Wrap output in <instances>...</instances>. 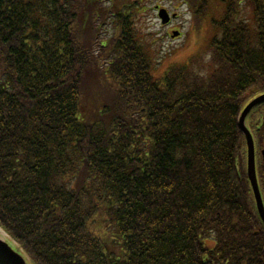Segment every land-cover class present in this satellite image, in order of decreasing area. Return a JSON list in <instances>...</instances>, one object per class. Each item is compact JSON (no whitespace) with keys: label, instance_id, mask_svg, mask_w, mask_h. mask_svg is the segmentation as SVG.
I'll list each match as a JSON object with an SVG mask.
<instances>
[{"label":"trees","instance_id":"16d2710c","mask_svg":"<svg viewBox=\"0 0 264 264\" xmlns=\"http://www.w3.org/2000/svg\"><path fill=\"white\" fill-rule=\"evenodd\" d=\"M140 1L0 0V228L30 264H264V0H182L221 13L161 76Z\"/></svg>","mask_w":264,"mask_h":264},{"label":"rangeland","instance_id":"374dc122","mask_svg":"<svg viewBox=\"0 0 264 264\" xmlns=\"http://www.w3.org/2000/svg\"><path fill=\"white\" fill-rule=\"evenodd\" d=\"M101 1L107 4L110 0ZM140 3L141 5L134 13L135 29L142 35L143 41L149 45L154 58L155 71L159 76L169 67L186 62L192 56L198 55L200 50L207 47V42L209 43L211 36L214 34L212 23L211 26H209V23L213 17H219L221 13V7L218 5L207 19L202 18L204 20H201L198 24L196 23L195 26L191 13L181 3V0H142ZM159 5L169 9L172 14L178 13L179 18L169 25L163 26L156 12V7ZM175 30L182 33L181 38H173V31ZM103 32L101 39L106 40L113 35L114 27L107 25L104 27ZM1 235L7 236L0 229ZM7 238L17 248V244L8 236Z\"/></svg>","mask_w":264,"mask_h":264},{"label":"water","instance_id":"95a60500","mask_svg":"<svg viewBox=\"0 0 264 264\" xmlns=\"http://www.w3.org/2000/svg\"><path fill=\"white\" fill-rule=\"evenodd\" d=\"M160 17L163 20V23L166 24L169 21V17L165 11L160 13ZM264 100V97H260L254 100L243 112L240 119V128L246 134L247 145L249 150L248 156V176L255 194L256 202L260 217L264 223V204L261 198L257 174H256V161L254 153V143L253 139L246 128L245 120L251 110L260 104ZM0 264H27L25 258L14 250L5 240L0 238Z\"/></svg>","mask_w":264,"mask_h":264},{"label":"bare ground","instance_id":"6f19581e","mask_svg":"<svg viewBox=\"0 0 264 264\" xmlns=\"http://www.w3.org/2000/svg\"><path fill=\"white\" fill-rule=\"evenodd\" d=\"M200 21H201V20H200V17H196V23L198 24ZM243 112H244V111L241 112L240 117H239V126H240V119H241V117H242ZM247 117H248V116H247ZM247 117H246V120H245V125H246ZM246 128H247V130L249 131V133H250V135H251V137H252V139H253V143H254L253 134H252L251 131L248 129L247 125H246ZM244 134H245V133H244ZM245 136H246V134H245ZM1 237H2L3 239H5L6 241H8L9 243H11V242L9 241V239L7 238V236H5V235H1ZM12 245H13V244H12Z\"/></svg>","mask_w":264,"mask_h":264}]
</instances>
